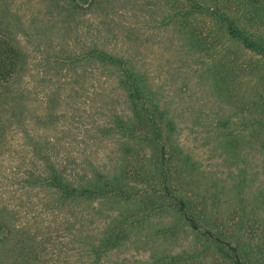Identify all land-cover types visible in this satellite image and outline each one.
<instances>
[{"label":"rangeland","instance_id":"1","mask_svg":"<svg viewBox=\"0 0 264 264\" xmlns=\"http://www.w3.org/2000/svg\"><path fill=\"white\" fill-rule=\"evenodd\" d=\"M262 5L24 0L37 28L19 36L27 64L11 86L17 97L0 100V226L12 230L0 228V264H225L157 204L160 173L264 264V56L212 13L264 38ZM105 51L143 78L144 106L130 104L129 77ZM51 167L129 187L82 201L74 218L40 180Z\"/></svg>","mask_w":264,"mask_h":264},{"label":"trees","instance_id":"2","mask_svg":"<svg viewBox=\"0 0 264 264\" xmlns=\"http://www.w3.org/2000/svg\"><path fill=\"white\" fill-rule=\"evenodd\" d=\"M24 0H0V100L16 98L17 95H13L14 92L11 86L20 76L21 71L27 64V51L22 47L21 38H26L31 27L37 28L33 19L27 20L26 14L20 10ZM72 6L73 3H72ZM68 5H66V9ZM264 10V5H262ZM218 8L212 12L218 20L227 24V28L233 36H237L242 44L251 51L264 56V38L256 34H244L242 29L237 24L233 23V19L225 12L218 13ZM102 52L98 56H107L108 60L119 64L117 70L124 73L126 78V93L130 104H141L144 106L146 102L142 100L144 93H142L141 83L143 78L139 76V73H134L124 62L121 61V57L117 54L109 52ZM114 63V64H115ZM133 75V76H132ZM127 81L129 85H127ZM4 102L0 101L2 106L7 104L8 100ZM136 100L138 102H136ZM156 108L159 109L158 105ZM1 121V120H0ZM172 119H167V128L171 129ZM121 129L125 130L124 126ZM154 139H162L164 131L160 128L153 129ZM0 138H2L0 133ZM41 182L54 189L56 195V204L58 207L73 208L74 218L77 216H83L84 210L82 209V201L95 200L102 203V201L121 195L120 193L129 187V183L116 184L111 182L107 177H103L97 172H84L82 175H66L59 170H55L51 167L45 175L42 174ZM171 177L166 173H160L153 177V183L156 187L153 196L157 200V204L162 209H168L169 212L178 217L179 221L185 228L189 229L196 239L202 241V244L214 249V252L225 264H258L259 261L252 258V255L247 253L243 247H241L238 237L234 232H228L221 225L214 223L202 208L198 207L194 202V197L187 193V191L181 190L172 185ZM98 209V208H96ZM83 211V213H82ZM83 218V217H82ZM112 221V220H111ZM110 221V223H111ZM4 228L6 233L10 230L5 224L0 226ZM112 232H115V238L120 234V229L112 228ZM114 235V234H113ZM19 242V241H18ZM110 242V241H109ZM18 248L16 245H14ZM115 246L114 243H110L109 247ZM3 247L0 244V255L3 254ZM14 249V247H13ZM97 250V249H96ZM95 250V251H96ZM182 261V254H175L171 256V262L179 260ZM161 264H166L164 261Z\"/></svg>","mask_w":264,"mask_h":264}]
</instances>
